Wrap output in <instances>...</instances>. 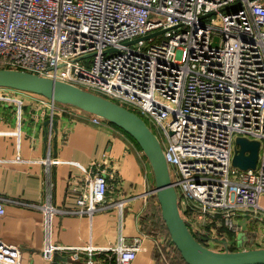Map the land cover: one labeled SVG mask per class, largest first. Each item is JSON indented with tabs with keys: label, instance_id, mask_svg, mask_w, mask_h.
Returning a JSON list of instances; mask_svg holds the SVG:
<instances>
[{
	"label": "built area",
	"instance_id": "2783aa9c",
	"mask_svg": "<svg viewBox=\"0 0 264 264\" xmlns=\"http://www.w3.org/2000/svg\"><path fill=\"white\" fill-rule=\"evenodd\" d=\"M0 69L77 86L155 127L191 233L223 227L236 234L239 218L264 217V0H0ZM2 88L15 95L0 101L16 105L18 115L20 96L33 97L46 110L51 137L63 104ZM84 113L92 124L106 121ZM238 136L259 141L255 169L232 165ZM75 165L80 176L70 184L77 193L73 212L91 216L107 200L118 162L104 154L90 166ZM124 201L115 203L119 210ZM41 208L55 211L48 201ZM4 213L0 200V220ZM140 249L135 237L111 251L116 264H129ZM60 250L68 248L48 245L42 257L51 262ZM101 251L85 247L86 264L99 263L93 255ZM21 261L20 248L5 242L0 229V264Z\"/></svg>",
	"mask_w": 264,
	"mask_h": 264
},
{
	"label": "crops",
	"instance_id": "0c3cea01",
	"mask_svg": "<svg viewBox=\"0 0 264 264\" xmlns=\"http://www.w3.org/2000/svg\"><path fill=\"white\" fill-rule=\"evenodd\" d=\"M5 94L15 95L0 87V96ZM20 98L19 115L16 105L0 101V200L5 208L0 229L5 242L20 248L21 264H69L63 258L76 249L78 260L86 263L87 246L105 250L93 255L97 264H116L111 250L135 237L141 249L129 264H173L172 241L145 228L143 216L156 194L149 193L154 176L140 147L110 122L92 124L84 112L64 104L49 137L46 110L36 107L31 96ZM104 154L118 162V178L108 179L107 200L91 216L74 213L77 193L70 184L80 176L75 164L90 166ZM48 158L61 162L45 164ZM119 200H125L121 210L115 205ZM47 201L54 212L41 208ZM48 245L68 250L56 251L60 259L48 262L42 257Z\"/></svg>",
	"mask_w": 264,
	"mask_h": 264
},
{
	"label": "water",
	"instance_id": "95a60500",
	"mask_svg": "<svg viewBox=\"0 0 264 264\" xmlns=\"http://www.w3.org/2000/svg\"><path fill=\"white\" fill-rule=\"evenodd\" d=\"M159 33L161 31L143 38L147 39ZM134 41L136 40L130 43ZM0 87L30 92L53 99L60 104L76 107L103 118L129 134L143 151L151 166L161 217L172 243L187 264H264V247L236 251L214 250L193 236L180 214L176 190L171 182L162 144L137 113L101 95L23 70L0 69ZM259 145L257 140L236 137L232 165L242 170L255 169ZM57 258L60 259L54 252L52 260L56 261ZM63 261L69 264H86L69 257L63 258Z\"/></svg>",
	"mask_w": 264,
	"mask_h": 264
},
{
	"label": "rangeland",
	"instance_id": "374dc122",
	"mask_svg": "<svg viewBox=\"0 0 264 264\" xmlns=\"http://www.w3.org/2000/svg\"><path fill=\"white\" fill-rule=\"evenodd\" d=\"M156 41L157 39L149 40V42H147L146 45H149ZM148 125L150 126V128H152V131L158 137L161 144L164 145L163 137L161 133L158 132L155 127L151 126V124L148 123ZM169 168L171 175H173V167L169 166ZM259 204L261 208L264 209V192H262L260 195ZM261 216H263L262 213ZM249 219H251L252 221L249 224L251 226L247 224ZM237 223H238V230L236 234L230 233L227 229L221 227L222 229L218 228L215 231L206 230V232L199 237L202 238V241L205 246L209 248H214V250L220 249L221 251H223V249L225 248L234 247L236 251L241 249L264 247V217H262V219L259 220L253 218L252 216H246L244 218H239L237 220ZM224 241L226 243H224Z\"/></svg>",
	"mask_w": 264,
	"mask_h": 264
},
{
	"label": "trees",
	"instance_id": "16d2710c",
	"mask_svg": "<svg viewBox=\"0 0 264 264\" xmlns=\"http://www.w3.org/2000/svg\"><path fill=\"white\" fill-rule=\"evenodd\" d=\"M114 125V124H113ZM115 126V125H114ZM117 127V126H115ZM119 130H121L122 132H124L130 139H132L134 142L135 140L129 135L127 134L125 131H123L121 128L117 127ZM136 143V142H135ZM137 144V143H136ZM157 201V197L156 195L152 196V198L150 199V204H149V211L146 213V215L143 216L144 219H146L148 221L147 225H145V228L147 229L148 232H155L159 235L165 236L166 238L170 239L169 233L167 231V228L165 226V223L161 217V213H160V206L159 204H155L154 202ZM222 229V228H221ZM232 233V232H230ZM193 236L202 244V238L197 236L196 234L192 233ZM172 246L174 247V252H175V256L174 258L171 259V261L173 262V259H175V261L173 262L176 264H187L181 257L180 253L178 252V250L176 249V247L174 246V244L172 243ZM226 250H230L233 251L235 250L234 247L231 248H225ZM224 249V250H225ZM166 256H168V254L166 253Z\"/></svg>",
	"mask_w": 264,
	"mask_h": 264
}]
</instances>
